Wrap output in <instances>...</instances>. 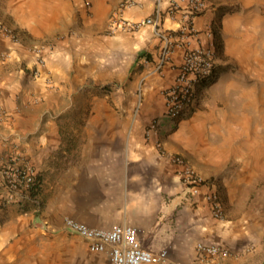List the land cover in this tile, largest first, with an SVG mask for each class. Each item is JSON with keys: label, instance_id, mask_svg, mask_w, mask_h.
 Masks as SVG:
<instances>
[{"label": "crops", "instance_id": "0c3cea01", "mask_svg": "<svg viewBox=\"0 0 264 264\" xmlns=\"http://www.w3.org/2000/svg\"><path fill=\"white\" fill-rule=\"evenodd\" d=\"M216 1L214 8L192 18L197 38L190 39V47L211 40L206 30H211L217 6L230 8L221 16L218 39L212 35L214 47L217 41L222 46L215 71L220 64L229 65L217 73L211 87L215 92L205 99L208 107L212 101L223 104L218 115L214 107L196 109L172 130L87 126L79 133V127H62L60 120L68 108L77 109L80 98L95 102L92 90L104 86H113V91H103V98L112 96L117 109H94L92 119L129 118L144 124L162 115V92L175 83L185 48L174 43L161 61L163 42L156 30L176 39L184 24V2L6 0L0 22L18 41L0 33V179L6 170L30 167L40 196L53 187L60 207L54 212L45 207L36 216L24 202L9 201L0 212L5 216L2 223L0 218V264H30L29 257L40 255L60 234L64 216L94 229L131 226L143 247L166 250L169 259L180 264L194 258L199 242L228 250L218 264H264V191L257 195L263 202L250 207V216L232 218L223 204L224 217L217 220L203 199L206 188L191 194L169 160L183 157L206 179L202 135L207 129L231 136L262 134L264 141V30H256L264 0ZM173 5L176 9L170 13ZM113 19L153 23L133 32L110 31ZM255 38L262 45L259 52L251 47ZM212 119L215 124L208 126ZM256 119L262 120V127ZM255 141L248 138L246 149L237 151L244 159L242 180L247 183L264 180V142ZM8 197L0 187V199ZM63 213L68 215L60 216ZM39 218H44L41 226L36 225ZM107 259L100 255L96 261L110 264Z\"/></svg>", "mask_w": 264, "mask_h": 264}, {"label": "built area", "instance_id": "2783aa9c", "mask_svg": "<svg viewBox=\"0 0 264 264\" xmlns=\"http://www.w3.org/2000/svg\"><path fill=\"white\" fill-rule=\"evenodd\" d=\"M161 0H158L160 2ZM184 2L182 13L184 24L176 34L162 30H156V35L163 42L160 59L167 58L170 48L176 42L181 43L184 48V55L178 67L175 83L163 90L164 112L160 117L151 120L147 126L149 131H156L159 128L172 130L178 123L188 118L196 109L201 99L202 91L209 87L215 79V67L217 64L215 47L212 40L210 28L206 35L211 40L205 44H197L190 47V39L197 38V32L192 25V18L209 10V3L206 0H181ZM171 6L170 13L175 11ZM151 19L140 22H128L122 19H113L110 24V31L115 29L127 32L137 31L145 24H152ZM0 33L16 42V34L0 23ZM37 61L42 62L39 50L36 49ZM202 88V89H201ZM156 148L163 154L161 144L156 142ZM172 165L175 166L177 179L189 189L190 193L197 195L201 187H205L203 199L208 205L211 216L214 219L222 220L224 217L223 203L218 191L212 184L201 178L195 170L179 155L169 157ZM35 174L32 168L20 166L2 172L0 187H3L9 197L0 199V212L5 205L15 200L22 203L25 200H32L30 188ZM62 228L68 233L81 237L86 243L87 249L93 254H104L108 257L110 264H180L171 261L166 250L157 252L146 249L142 246L137 230L131 226H114L109 230L94 229L84 223L76 221L68 216L62 218ZM195 256L188 264H218L219 258L229 255L226 248L197 243L195 245Z\"/></svg>", "mask_w": 264, "mask_h": 264}, {"label": "rangeland", "instance_id": "374dc122", "mask_svg": "<svg viewBox=\"0 0 264 264\" xmlns=\"http://www.w3.org/2000/svg\"><path fill=\"white\" fill-rule=\"evenodd\" d=\"M209 3V9L214 8L217 1L215 0H206ZM6 9V0H0V17L5 13ZM216 9V10H215ZM213 10L214 13V21H216L217 15L222 13L223 15L228 13L230 8H225L222 6H217ZM264 14L258 17V20L261 19L260 27H257L256 30L263 29L264 30ZM263 17V18H262ZM257 22V21H256ZM4 25L2 22H0ZM258 23V22H257ZM259 25V24H257ZM220 27V23H219ZM255 43L251 46L256 52L261 51L262 45H258L260 39H254ZM262 42V41H261ZM222 48V46H221ZM216 59L217 56L221 53H218L215 48ZM4 57V56H2ZM0 55V58H2ZM229 65H219L217 71H215V79L211 83L209 87L202 91L201 100L202 106L199 105L197 109H202V111L209 110L211 107H214L212 112L218 115V112L223 110V104L219 101H212L210 107L207 105V100H205L208 94H211L215 91L212 90V86L215 84L217 79V73L222 68H227ZM212 87V88H211ZM211 88V89H209ZM113 86H104L101 88H95L92 90L94 96L98 99H95V102H91V100L79 99L77 104V109L68 108L69 113L63 115L60 120V126L67 128H75L79 127V133L82 128L87 126L94 127H110V126H144L147 127L149 122L141 124L138 119H119V118H91L92 110H100V111H116L117 108L114 106V102L112 101V96H109V101L103 98V91L111 92L113 91ZM258 91V88H257ZM208 93V94H207ZM208 99V98H207ZM205 100V101H204ZM205 103V104H204ZM75 105V104H73ZM257 107L263 106L261 103H256ZM250 107V104H247ZM216 107V108H215ZM229 107V105H228ZM225 106V111L230 113V109ZM246 107L245 105L242 106ZM246 110V108H244ZM203 118V117H202ZM206 120L203 118V121ZM214 119L210 121L208 126L215 124ZM259 127H262V120H254ZM207 126V128H209ZM255 137L256 143H263L262 134H257L255 136H248L246 134L239 136H231V135H221L217 134L214 131H210L207 129V132L202 135V173L207 174V178L204 179L209 184H212L214 188L220 194L221 200L223 204H225L227 211L229 212L232 218H246L249 215V209L252 205H257V203H262L261 199H258V196L262 194L264 191V180L262 177H259L260 181H253L250 183L244 182L242 176L246 173L244 169H242L243 158L239 157L242 155L240 151L237 154L238 148L241 150H245L247 145L248 138ZM78 142H81V136L78 137ZM257 139H259L257 141ZM252 142V141H251ZM54 186V183L51 184ZM50 187V186H49ZM48 187V189H49ZM51 191H47L45 193L46 197L40 196V188H38L37 194H35L32 200H25L23 207L29 208L30 211L33 212L36 216L44 211V208L47 207L54 212L55 209H59L60 203H58V199L55 197V192L53 187H51ZM5 208V207H4ZM239 212V213H237ZM241 213V214H240ZM2 214V213H0ZM68 215L66 213L60 214ZM1 223L5 221V216H0ZM44 218H39L36 225L41 226L44 223ZM3 220V221H2ZM56 234V232H54ZM53 233V234H54ZM59 235L55 236V239L49 241L45 247V251L41 252L38 256L29 257L30 264H98L96 259L101 255L107 259V256L104 254H93L87 251L84 241L75 234H70L65 230L59 231ZM50 239H53L52 237ZM108 260V259H107Z\"/></svg>", "mask_w": 264, "mask_h": 264}, {"label": "trees", "instance_id": "16d2710c", "mask_svg": "<svg viewBox=\"0 0 264 264\" xmlns=\"http://www.w3.org/2000/svg\"><path fill=\"white\" fill-rule=\"evenodd\" d=\"M227 11H231V10H227ZM223 14L222 13H219L217 15V18H216V21L213 22V24L211 25V32H212V35L214 37L215 40L218 39V36H219V23H220V19H221V16ZM216 49L218 51V53L221 51V43L219 41H217V44H216ZM38 182L36 180V178L33 180V183H32V186L30 188V195L31 196H34L35 194H37L38 192Z\"/></svg>", "mask_w": 264, "mask_h": 264}]
</instances>
